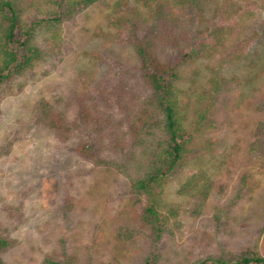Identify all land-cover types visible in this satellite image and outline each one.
Here are the masks:
<instances>
[{"label": "rangeland", "instance_id": "374dc122", "mask_svg": "<svg viewBox=\"0 0 264 264\" xmlns=\"http://www.w3.org/2000/svg\"><path fill=\"white\" fill-rule=\"evenodd\" d=\"M157 5L95 1L64 21L61 45L23 85L16 77L1 88L0 222L18 224L2 252L8 264H40L47 256L76 264H142L157 251L162 264H190L231 250L264 256V168L248 153L264 114V0H198L176 9L196 33L178 80L181 94L193 102L202 96L213 114L194 128V143L171 172L165 197L177 208V220L171 217V230L158 241L142 216L145 199L132 191L128 176L81 157L39 120L41 97H68L124 78L134 52L130 20H150ZM219 38L223 44L212 49ZM201 42L212 53L195 58ZM198 172L216 183L201 208L195 196L180 191ZM46 178L56 181L52 200Z\"/></svg>", "mask_w": 264, "mask_h": 264}, {"label": "trees", "instance_id": "16d2710c", "mask_svg": "<svg viewBox=\"0 0 264 264\" xmlns=\"http://www.w3.org/2000/svg\"><path fill=\"white\" fill-rule=\"evenodd\" d=\"M95 1L0 0V90L16 77L23 78V85L30 71L61 45L64 21ZM155 1L158 5L153 11L150 6V20L129 19L134 52L124 78L114 76L68 97H41L36 106L39 120L60 142L71 144L97 167H115L128 176L132 191L145 199L142 216L154 242L171 230V217L177 220V208L167 200L165 190L172 170L196 139L194 128L208 124L212 106L200 95L194 96L195 102L192 96H182L178 85L196 33L189 32L176 9L196 5L198 0ZM222 44L219 38L209 46L216 50ZM211 53L203 42L194 51L195 58ZM248 153L255 165L264 168V114L252 132ZM215 187L206 172H198L180 191L195 196L201 208ZM44 189L52 200L55 179L46 178ZM17 227L13 220L0 222V264H8L2 252L12 245V229ZM40 264L76 263L47 256ZM142 264H162L159 252ZM190 264H264V256L251 249L231 250Z\"/></svg>", "mask_w": 264, "mask_h": 264}]
</instances>
